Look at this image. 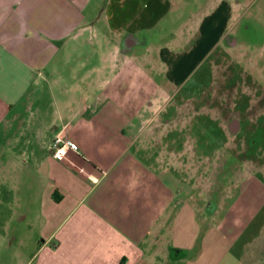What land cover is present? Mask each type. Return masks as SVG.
Wrapping results in <instances>:
<instances>
[{
	"label": "crops",
	"instance_id": "obj_1",
	"mask_svg": "<svg viewBox=\"0 0 264 264\" xmlns=\"http://www.w3.org/2000/svg\"><path fill=\"white\" fill-rule=\"evenodd\" d=\"M250 2L204 0L200 23L181 26L199 36V53L150 39L177 31L160 29L174 0H0L5 264L252 261L259 240L241 238L264 207L262 181L244 159L228 202L201 207L209 191L183 123L187 101L172 103L190 60L213 54ZM57 135L72 148L62 160Z\"/></svg>",
	"mask_w": 264,
	"mask_h": 264
},
{
	"label": "rangeland",
	"instance_id": "obj_2",
	"mask_svg": "<svg viewBox=\"0 0 264 264\" xmlns=\"http://www.w3.org/2000/svg\"><path fill=\"white\" fill-rule=\"evenodd\" d=\"M174 1L177 8L168 16L172 17L171 22L168 25L169 22L164 21L160 29L172 27L178 32L150 39L157 45L167 43L168 48L174 51L180 49L176 44L185 43L182 49L197 48L196 52L200 53V38L197 35L189 37L186 31L182 35L181 26L200 23L197 18L204 0ZM250 4L253 7L241 16L238 10L242 8H236L235 15L226 22L222 31L226 34L225 40L232 39L235 44L229 48L221 41L203 63L196 54L197 58L190 61L198 62L192 63L183 75L180 93L172 99L174 105L182 99L187 101L184 107L188 117H183V123L189 128L190 147L200 156L202 171L205 172L200 185L205 194L209 191L200 205L203 208L209 202L214 206L228 202L227 198L233 191L230 178L237 174L239 162L244 159L250 160L251 175L264 185L261 177L264 175V0H251ZM225 50L228 53L225 54ZM194 98H199V101H192ZM172 108L173 105H167L166 112ZM164 115L159 118L164 120L167 117ZM241 240H251L252 243L259 240L250 250L249 259L252 261L245 264H264V207ZM241 240L232 247V253L238 257L244 247ZM5 256L4 248L0 247V264H5Z\"/></svg>",
	"mask_w": 264,
	"mask_h": 264
},
{
	"label": "built area",
	"instance_id": "obj_3",
	"mask_svg": "<svg viewBox=\"0 0 264 264\" xmlns=\"http://www.w3.org/2000/svg\"><path fill=\"white\" fill-rule=\"evenodd\" d=\"M71 149L72 148L67 142H63L60 136H56L52 146V153L54 158H56L57 160H62ZM93 182H97V179H94Z\"/></svg>",
	"mask_w": 264,
	"mask_h": 264
},
{
	"label": "flooded vegetation",
	"instance_id": "obj_4",
	"mask_svg": "<svg viewBox=\"0 0 264 264\" xmlns=\"http://www.w3.org/2000/svg\"><path fill=\"white\" fill-rule=\"evenodd\" d=\"M198 38H199V36H198ZM199 40V39H198ZM197 42V41H196ZM196 42H195V44H196ZM222 42L225 44V46H228L229 48H231V46H233L234 44H235V41L234 40H232V39H226L225 40V38H223V40H222ZM226 53H228V52H226V50H225V54Z\"/></svg>",
	"mask_w": 264,
	"mask_h": 264
}]
</instances>
